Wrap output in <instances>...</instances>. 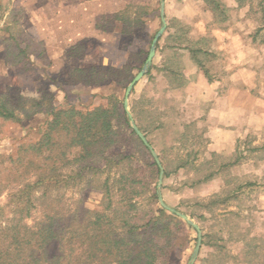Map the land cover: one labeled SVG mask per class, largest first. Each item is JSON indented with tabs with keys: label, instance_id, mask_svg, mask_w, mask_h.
Instances as JSON below:
<instances>
[{
	"label": "rangeland",
	"instance_id": "1",
	"mask_svg": "<svg viewBox=\"0 0 264 264\" xmlns=\"http://www.w3.org/2000/svg\"><path fill=\"white\" fill-rule=\"evenodd\" d=\"M88 1L92 0H0V93L11 88L14 96L43 99L52 95L53 105L56 99L60 102L57 107L73 105L85 110L105 105L108 90L93 95L88 91L97 90L87 91L73 82V72L79 65L76 61L85 52L93 53L98 63L109 67L130 64L137 72L161 27L160 0H107L109 6L115 3L120 8L148 5L149 15L142 17L144 24L126 35L116 31L112 17L103 16L96 26L97 37L74 43L65 33L67 24L62 16L74 15L77 6ZM222 1L228 8L224 24L215 21L202 0H166V18L170 26L178 25L176 34L182 35L180 29L184 27L185 38L198 42V47L210 54L208 69L213 84L209 85L203 73L191 66L188 54L180 51L189 83L184 89L173 90L160 70L168 53L161 55L158 51L156 68L139 82L129 103L140 106L151 117L148 121L153 117L165 123L150 140L169 173L162 187L165 203L201 228L203 241L195 264H246L250 238H257L252 252L255 264H264V150L252 152L264 146V124H254L222 153L214 152L212 140L221 142L223 137L209 134L218 125L211 121L209 107L232 83L238 84L232 91L237 88L248 107L250 102L254 112L264 114V0H245L243 5L236 0ZM165 37L161 46L167 43ZM175 41L168 43L177 45ZM65 85L67 88H62ZM73 85L77 87H70ZM115 91L124 97L126 90ZM251 113L249 108L244 114L249 117ZM48 118L40 113L21 123L1 121L0 154H12L21 145L37 141ZM185 133L187 142L181 137ZM118 151L135 155L141 165L149 157H144L133 137ZM237 157H241L239 164L218 172L219 165L234 163ZM210 173H215L214 178L204 181ZM227 195L231 197L227 203L209 205L215 196ZM66 199L73 207L82 200L88 209L98 210L102 195L77 189ZM182 223L174 227V246L161 264H189L198 233ZM219 247L224 248L222 260L215 257Z\"/></svg>",
	"mask_w": 264,
	"mask_h": 264
},
{
	"label": "trees",
	"instance_id": "2",
	"mask_svg": "<svg viewBox=\"0 0 264 264\" xmlns=\"http://www.w3.org/2000/svg\"><path fill=\"white\" fill-rule=\"evenodd\" d=\"M202 1L217 23L228 20V8L222 0ZM236 1L241 5L245 2ZM145 15H149L148 5L130 4L115 19L122 23L126 35L144 24ZM180 30L183 34L178 39L183 42L187 32L184 27ZM187 48L210 79L208 51ZM147 57L148 52L142 66ZM163 70L170 77L179 76L173 64H166ZM134 76L130 64L79 68L72 75L74 83H114L120 90H126ZM14 95L11 88L0 93V123H21L40 113L49 118L37 141L21 145L12 154H0V264H161L174 246V227L184 221L159 205V167L133 131L120 95L112 93L105 105L85 110L73 105L55 107L52 95L43 99ZM132 112L154 145L150 136L165 123L153 117L148 121L151 117L138 105L132 106ZM187 135L181 136L184 142ZM132 137L144 157H150L146 164L141 165L135 155L117 152ZM262 150L264 146L252 152ZM240 161L237 157L234 163L219 165L218 172ZM163 165L164 177H168ZM214 176L210 173L204 181ZM77 189L100 192V209H88L82 200L71 206L67 194ZM230 199V195L215 196L209 205H222ZM256 242L257 238L247 239L246 264H255L252 252ZM223 251L219 247L215 257L224 259Z\"/></svg>",
	"mask_w": 264,
	"mask_h": 264
},
{
	"label": "crops",
	"instance_id": "3",
	"mask_svg": "<svg viewBox=\"0 0 264 264\" xmlns=\"http://www.w3.org/2000/svg\"><path fill=\"white\" fill-rule=\"evenodd\" d=\"M95 6H97V7L95 8ZM159 7H160V1H159ZM125 8H126V6H123L122 8L117 7V5L115 3L113 5L109 6L107 0H92V1H88L85 3L79 4L76 8L74 15L62 16L63 22L65 24H67V30H65V33L67 34V37H69L71 35L70 39H72L74 41V43H77L83 39H88V38L92 39L94 37H97L98 32H97L96 26L99 25V23H100L99 18H101L103 16H106V17L109 16V17H112V20H113L112 22H114V25L117 26L116 31L120 34H123L122 23L117 21L115 18L117 16V14L123 12L125 10ZM165 13H166V5H165ZM160 19H161V13H160ZM166 20H167V18H166ZM161 26H162V21H161ZM169 26L170 25L167 21V29H166L165 33L163 34V36L161 37V39L158 43L159 47L157 45V52L161 51V55L168 53L166 56L167 58L164 57V59H163V63H162L160 70L165 73L166 78L169 80L170 87L172 86L171 88L173 90L184 89L189 83L188 77L185 74V66L183 65V61L181 60L182 55H181L180 51H185L191 60V62H190L191 66L195 69H198L199 71H201L203 73L204 77L201 76L200 78L203 77V79L206 80L209 85H212L213 80H210L211 78L209 79V77H207L205 75V73L195 64V61L192 59V53H191L190 49L187 48V47L201 48V47H198V45H197L199 43L193 42L190 38H185L186 35L183 37L184 38L183 42H181L178 38H179V36H182V35H178L174 31V29L178 25H176V27L172 26L173 27L172 29H169ZM158 31L156 32V34L158 33ZM94 34H95V36H94ZM156 34L154 35V37L156 36ZM171 34H172V37H169V35H171ZM165 35H166L165 39L167 40V43L165 45L161 46V42L164 39ZM169 40H173V41L176 40L175 43H177V45H169V43H168ZM151 45H152V43H151ZM151 45H150V47H148L149 48L147 51L148 55H149V52L151 49ZM169 47H172V48H169ZM157 52H156V54H157ZM155 57H156V55H155ZM76 62H77V64H79L76 69H79V68L80 69H89L91 67H99V66L109 67V66L104 65L103 62L98 63L96 61V57L91 52H85V55L82 56L81 59H78ZM169 63L173 64L175 66V68L179 71L178 77H170V75H168L163 70L165 65L169 64ZM126 65L127 64H124L121 67H124ZM143 66L142 67L140 66L139 67L140 69L138 68L139 70L137 69L136 73H134L135 69H132V72L134 73L135 76L142 70ZM155 66L156 65H155L154 60H153V64H152L151 68L153 67V69H154V68H156ZM121 67H115V68H121ZM151 68H150V70H151ZM152 70H151L150 75L152 74ZM148 73L146 76H150V75H148ZM232 80H234V78ZM234 84L236 86H238V84L236 82L232 83L229 86V90H227V91L225 90L223 92V94L219 96L218 99H215V100H217V103L216 104L213 103L209 107V108H211V110H210L211 113L209 115L213 116V117H211V121L218 122V125L216 127H213L209 134H210V136L211 135H217V136H221V138L223 137V140H221V142H219L216 139L212 140L213 141L212 146H213L214 152L222 153L223 151H226V149L230 148L232 145H234L239 138L243 137V135L246 134V131H249L250 129L252 130L253 125L256 124L257 122H260L261 126L264 124V114H262L261 112H254L253 104H250V102H249V105H251V107H248L247 104H245V102H244L243 95H241V94L239 95L237 93V88H234L236 91L235 93L232 91ZM75 85H77L78 87H81V88H85V90L87 89V91L88 90H97V91L99 90V92H100L102 90V92H100V93L97 91H88V92H91V94H93V95H96V94L103 95L104 94L103 90H105V89H108L107 93H106V97H108L112 93H115V92L117 93V91H115V89H117V88L115 87L114 83H112V84L108 83V84H105L104 86H86V85L81 84V83L75 84ZM75 85L70 86V87H72V88L77 87ZM136 86H135V88H136ZM62 88L65 89V88H67V86L66 85L62 86ZM125 93H126V91H125ZM125 93H124V97L120 96L122 99L124 98L123 99V106H124V100H125ZM57 98H58V96H57ZM211 102H213V101H211ZM58 103L60 104V102H58V99H56L54 106L57 107L59 105ZM129 105H130V103H129ZM249 108L251 109L252 113L248 117V115L244 114V113L246 110L248 111ZM130 109L132 111L131 105H130ZM255 110H257V109H255ZM132 114H133V112H132ZM133 116H134V114H133ZM134 119H135V117H134ZM217 145H219V149H217Z\"/></svg>",
	"mask_w": 264,
	"mask_h": 264
},
{
	"label": "water",
	"instance_id": "4",
	"mask_svg": "<svg viewBox=\"0 0 264 264\" xmlns=\"http://www.w3.org/2000/svg\"><path fill=\"white\" fill-rule=\"evenodd\" d=\"M165 5H166V0H160V13H161V21H162V26L160 28V30L158 31V33L156 34V36L154 37L153 41H152V45H151V49L148 55V58L142 68V70L134 77V79L131 81V83L128 85L127 89H126V93H125V100H124V108L127 114V117L129 119L130 125L133 129V131L136 133L137 137H139L141 139V141L144 143L145 147L149 150V152L151 153L153 159L155 160V162L157 163L158 167H159V180H158V185H157V195H158V201L161 205V207L167 211H169L170 213L178 216L180 219H182L183 221H185L188 225L192 226L198 233V237H197V244L195 247V250L192 254L191 260L189 262V264H195L198 257H199V253L202 247V241H203V235H202V231L201 228L199 227V225H197L193 220H191L187 215H185L184 213L179 212L178 210L168 206L165 201H164V197L162 194V187H163V180H164V176H165V168L162 164V161L158 155V153L156 152V150L154 149V147L151 145V143L149 142L148 138L146 137V135L140 130V128L138 127L134 116L132 114V111L130 109V105H129V99L130 96L135 88V86L147 75V73L149 72L152 64H153V60L155 58L156 52H157V45L161 39V37L163 36V34L165 33L166 29H167V20H166V13H165Z\"/></svg>",
	"mask_w": 264,
	"mask_h": 264
}]
</instances>
